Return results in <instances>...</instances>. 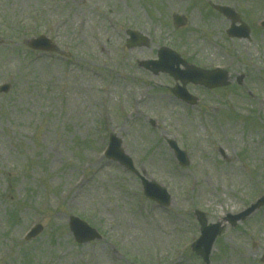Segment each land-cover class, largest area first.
<instances>
[{"label":"rangeland","instance_id":"1","mask_svg":"<svg viewBox=\"0 0 264 264\" xmlns=\"http://www.w3.org/2000/svg\"><path fill=\"white\" fill-rule=\"evenodd\" d=\"M211 5L237 12L250 40L228 38L229 21ZM261 21L264 0H0V85H10L0 94V264H203L190 250L194 212L215 224L264 195ZM128 29L149 44L127 50ZM40 35L58 52H31L26 42ZM162 46L227 70L231 84L188 85L199 103L185 106L171 78L140 67ZM110 133L141 175L167 189L168 207L146 200L139 180L103 157ZM166 138L187 152V168ZM71 215L102 240L77 245ZM35 223L42 232L23 241ZM262 256L264 207L224 226L209 264H262Z\"/></svg>","mask_w":264,"mask_h":264},{"label":"water","instance_id":"2","mask_svg":"<svg viewBox=\"0 0 264 264\" xmlns=\"http://www.w3.org/2000/svg\"><path fill=\"white\" fill-rule=\"evenodd\" d=\"M217 10L223 12L225 15L229 16L232 18V20H236L235 17L233 16L232 12L226 9V11L223 8L216 7ZM175 22L177 25H182L183 19L180 17H175ZM236 36V37H247V29L245 27H240V28H234L230 30L229 34ZM239 33V34H238ZM133 36H137L134 35ZM143 43V42H140ZM30 47L32 48H39L43 50L49 49V42L44 39V38H39L37 40H32L30 42ZM160 56V62L158 63H153V62H148L145 64V68H150L154 73H157L158 71H163L169 73L172 77L175 79H179L183 85H185L188 82L194 83V84H201L204 87L207 88H212V87H221L224 86L228 83V76L227 74L221 72V71H213V72H203L201 70H197L193 67H188L186 71H178V69H172L173 65L178 66L179 64V59L178 57H175V54L167 51V50H162L159 52ZM179 93L176 95L183 99V100H188V95L184 91L183 88L179 89ZM120 142L114 138H112V147L110 152L108 153V156L118 160L122 165L125 167L131 169V161L130 159L124 155L123 151L119 147ZM169 144L171 148L173 149L174 153L176 154L178 160L182 164L185 162V156L182 152H180L175 143L169 141ZM145 189H146V194L156 200H160V202H166L168 199V196L165 194V190L160 188L159 186L150 183H147L145 180L141 179ZM264 204V199L261 200L258 205ZM247 213L242 214L238 218H244ZM78 220L73 219L71 223L72 231L74 235L76 236L77 240L80 241L82 239V236H85L84 239L89 240L93 239L94 237V231L90 230L85 224L83 223H77ZM204 224V220L202 221ZM76 228V230H75ZM204 235L202 236V239L196 243L195 247L193 246V250L196 252V254L200 255L205 261L208 260V255H209V249L211 245V240L215 236V234H211L210 232V227L209 228H204ZM217 230V229H216ZM212 236H211V235ZM210 240V241H209ZM209 241L208 248L206 251L202 252L199 249V245L201 244H206ZM198 244V245H197Z\"/></svg>","mask_w":264,"mask_h":264}]
</instances>
